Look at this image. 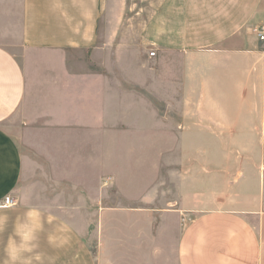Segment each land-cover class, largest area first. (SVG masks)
<instances>
[{
    "label": "rangeland",
    "instance_id": "374dc122",
    "mask_svg": "<svg viewBox=\"0 0 264 264\" xmlns=\"http://www.w3.org/2000/svg\"><path fill=\"white\" fill-rule=\"evenodd\" d=\"M149 7L129 4L103 51L65 54L71 76L36 54L33 97L6 125L25 167L0 208V264H169L154 212L236 195L264 206V147L191 127L180 54L161 59L142 39Z\"/></svg>",
    "mask_w": 264,
    "mask_h": 264
},
{
    "label": "crops",
    "instance_id": "0c3cea01",
    "mask_svg": "<svg viewBox=\"0 0 264 264\" xmlns=\"http://www.w3.org/2000/svg\"><path fill=\"white\" fill-rule=\"evenodd\" d=\"M137 1L0 0V208H6L5 198L14 195L24 174L25 157L6 125L33 97L36 54L53 59V74L60 69L71 76L65 54L103 51L105 36L114 34L111 25L118 27L121 14ZM143 1L151 10L141 30L144 42L161 59L182 58L179 92L191 127L225 133L231 148H263L264 41L255 30L264 27V0ZM254 189L244 194L257 198ZM238 198L154 212L165 227L160 234L167 262L264 264V206L252 200L243 208ZM166 219L176 220L169 234Z\"/></svg>",
    "mask_w": 264,
    "mask_h": 264
},
{
    "label": "built area",
    "instance_id": "2783aa9c",
    "mask_svg": "<svg viewBox=\"0 0 264 264\" xmlns=\"http://www.w3.org/2000/svg\"><path fill=\"white\" fill-rule=\"evenodd\" d=\"M255 32H256V35H257V37L259 38V40H260V41H264V27L257 28V29L255 30ZM156 55H157V54H156L155 51H152V52L150 53V57H151V58L156 57ZM3 206L6 207V208L9 207V206H11V198H7Z\"/></svg>",
    "mask_w": 264,
    "mask_h": 264
}]
</instances>
